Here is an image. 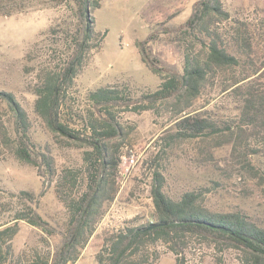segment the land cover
Segmentation results:
<instances>
[{"label":"rangeland","instance_id":"obj_1","mask_svg":"<svg viewBox=\"0 0 264 264\" xmlns=\"http://www.w3.org/2000/svg\"><path fill=\"white\" fill-rule=\"evenodd\" d=\"M198 0H102L95 9L96 29L106 31L101 46L91 50L89 59L78 71L68 88V103L73 117L92 107L89 93L101 86L116 85L133 99L158 88L160 78L143 61L140 42L154 32L146 46L163 64L182 66V44L167 31L185 22ZM231 18L221 23L222 36L232 38L233 28L247 23L254 35L253 43L264 58V0H224ZM0 90L12 91L29 112L31 133L36 145L49 149L59 170L68 165L81 168L82 148L65 147L53 141L42 120L34 112L36 87L42 69L64 67L76 25L77 6L71 0H0ZM169 28V29H168ZM156 33V34H155ZM237 98L229 91L209 85L194 105L214 118H235ZM0 113V227L25 206L18 193L31 190L39 194L38 211L58 231L64 227L67 212L38 168L20 162L13 154L14 132L11 117L1 105ZM125 139L120 148L121 163L117 175L119 190L105 203V211L78 258L68 264H97L105 233L125 225L155 219L151 187L154 172L165 178V189L173 196L186 189L202 188L208 204L217 210H242L252 220L264 225V142L248 137L245 157H236L231 144L218 145L216 140L201 137L158 141L174 125L177 116L168 103L153 109L117 107ZM11 136L10 145L2 132ZM170 143V144H169ZM257 151L253 153L252 150ZM134 157V162L130 161ZM129 168L128 173H125ZM124 172V173H122ZM83 182L80 183V187ZM61 241L60 232L49 234L26 220L11 244L9 259L1 264H42L50 258ZM160 258L154 264H175L173 252L159 247ZM190 264H245L236 248L208 246L195 241Z\"/></svg>","mask_w":264,"mask_h":264},{"label":"trees","instance_id":"obj_2","mask_svg":"<svg viewBox=\"0 0 264 264\" xmlns=\"http://www.w3.org/2000/svg\"><path fill=\"white\" fill-rule=\"evenodd\" d=\"M71 1L77 11L70 53L60 70L42 69L34 112L55 143L83 149V163L81 168L68 165L59 170L51 151L36 145L29 112L12 91L0 90V113L2 105L11 117L14 156L22 163L36 166L44 183L45 179L49 183L56 181L55 191L67 212L64 227L58 231L37 209L43 190L39 194L21 190L18 195L26 201L25 206L0 227V264L9 259L20 220L49 234L60 232L59 245L42 264H68L78 258L104 215L105 203L113 200L119 190L117 175L125 133L118 119V106L139 110L168 103L177 116L174 125L158 141L169 139L171 143L196 137L216 140L218 145L231 144L234 155L246 156L248 165V137L264 142V58L245 21L236 19L240 25L233 26L236 33L231 40L222 36L221 23L231 18L224 0H198L185 22L168 28L167 32L182 44L181 68L163 64V60L151 54L146 43L155 36L154 32L140 42L143 61L160 78L157 89L133 99L116 85L101 86L89 93L92 107L76 121L73 106L67 101L68 88L91 50L101 46L106 31L96 29L92 15L102 0ZM0 12L4 13L1 7ZM215 84L219 91L236 96L235 118H214L208 111L194 108L203 91ZM0 123L3 126L1 120ZM2 136L9 146L11 136L4 131ZM151 193L156 211L154 221H129L106 232L96 254L97 264H154L161 256L159 247L174 253L175 264H190L195 241L236 248L243 263L264 264V225L242 210L212 208L202 188L186 189L173 196L166 191L164 175L158 170L154 172Z\"/></svg>","mask_w":264,"mask_h":264},{"label":"built area","instance_id":"obj_3","mask_svg":"<svg viewBox=\"0 0 264 264\" xmlns=\"http://www.w3.org/2000/svg\"><path fill=\"white\" fill-rule=\"evenodd\" d=\"M129 160L132 161V162H134L135 159H134V157L132 156ZM128 171H129V168H126L125 173H128ZM122 173H124V172H122Z\"/></svg>","mask_w":264,"mask_h":264}]
</instances>
